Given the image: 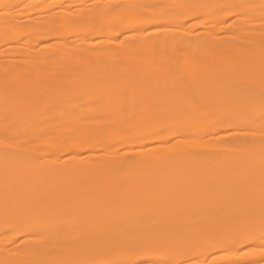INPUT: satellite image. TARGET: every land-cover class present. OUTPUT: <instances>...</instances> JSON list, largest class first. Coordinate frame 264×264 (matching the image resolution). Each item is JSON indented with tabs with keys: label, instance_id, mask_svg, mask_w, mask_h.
<instances>
[{
	"label": "bare ground",
	"instance_id": "6f19581e",
	"mask_svg": "<svg viewBox=\"0 0 264 264\" xmlns=\"http://www.w3.org/2000/svg\"><path fill=\"white\" fill-rule=\"evenodd\" d=\"M0 264H264V0H0Z\"/></svg>",
	"mask_w": 264,
	"mask_h": 264
}]
</instances>
